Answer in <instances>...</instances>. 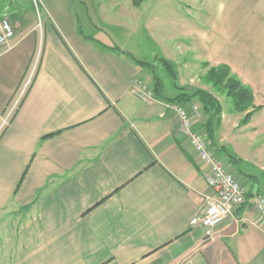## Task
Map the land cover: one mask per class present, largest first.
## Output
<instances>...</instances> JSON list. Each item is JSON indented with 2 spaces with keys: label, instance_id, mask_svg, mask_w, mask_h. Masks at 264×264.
Here are the masks:
<instances>
[{
  "label": "crops",
  "instance_id": "0c3cea01",
  "mask_svg": "<svg viewBox=\"0 0 264 264\" xmlns=\"http://www.w3.org/2000/svg\"><path fill=\"white\" fill-rule=\"evenodd\" d=\"M210 1L219 10H241L242 25L257 44L216 55L213 31L208 59L192 50L195 63L204 73L228 66L260 107L241 125L245 114L226 109L208 86L224 107L216 139L235 151L233 138L242 150L251 148L264 172V0ZM16 9L4 15L14 31L22 15ZM38 10L42 21L35 24L30 14L27 30L0 52V74L6 75L0 79V122L29 82L0 135V264H264V224L255 210L256 195L264 196L259 178L229 167L246 189V205L210 235L191 227L209 188L198 155L178 139L168 107L173 102L167 101L177 95L151 102L133 96L135 79L152 87L151 68L137 65L127 49L114 45L128 54L111 51L106 48L114 46L104 48L80 32L73 0H41ZM39 24L45 44L35 54ZM21 45L23 54H11ZM190 48L181 46V56ZM182 58L189 73L193 63ZM203 122L195 123L196 132ZM50 134L56 135L43 139Z\"/></svg>",
  "mask_w": 264,
  "mask_h": 264
},
{
  "label": "rangeland",
  "instance_id": "374dc122",
  "mask_svg": "<svg viewBox=\"0 0 264 264\" xmlns=\"http://www.w3.org/2000/svg\"><path fill=\"white\" fill-rule=\"evenodd\" d=\"M73 1L80 28L84 35L91 37L101 46L119 45L134 54L137 59L156 64L158 68L151 71L159 76L163 82L164 88L161 98L173 97L178 95V92H182V90L175 89L174 84L184 87L185 91L189 93L196 89L206 90L209 86V91L218 95L224 107L226 109L231 108L230 100L226 96L217 93L211 85L206 83L205 76L208 71L204 73L201 64L196 65L195 57L197 54H192V50L199 52L202 57L201 61L205 62L208 59L207 54L210 53L209 35L213 31L217 36V48H212L213 53H216V55L240 54L244 45L249 48L255 47L257 44L255 33H251V30H248L249 27L246 28L242 25L243 12L241 10H219L220 5L210 0H202L201 6H199V0H149L145 1L139 8L133 6L132 0ZM18 5L21 7L22 12L20 17L21 26L15 28L14 41L27 30L29 25L26 23L29 18L32 19V14L35 24L40 23L43 19L34 0H18ZM210 5L216 7V10H209ZM213 25H216V29ZM38 29L39 44L35 54H41L45 44L43 28L40 27V24ZM33 38L31 37L29 41L32 42ZM25 45H21L11 54H23L22 49ZM184 45L191 47L188 49L191 50L190 55H187V49L183 52V56L186 55L187 62L189 61L194 65L190 66L189 73L184 72L182 67L184 59L181 56V46ZM2 51L4 49L0 48V52ZM165 55H167V58H165ZM158 57L165 58L174 65V70L179 75L177 80L172 79L161 67L160 60H157ZM35 67L36 64H33L25 82L30 79L29 76L32 78ZM5 77L6 75L0 74L1 80L5 81ZM6 82L9 83V81ZM24 89L25 85L21 87L13 104H15ZM194 103L199 104L197 101ZM217 136L219 137V133H217ZM229 141H232V139L229 138ZM233 143L236 151L228 142L225 145L239 159H242L241 165L236 163L235 167L237 168L235 170L241 168L246 173L256 175L260 180L261 187L264 189V172L257 170L256 159L252 151H249L252 149L248 150L247 146H244L246 144H244L245 148L242 150V146L235 142L234 138Z\"/></svg>",
  "mask_w": 264,
  "mask_h": 264
},
{
  "label": "built area",
  "instance_id": "2783aa9c",
  "mask_svg": "<svg viewBox=\"0 0 264 264\" xmlns=\"http://www.w3.org/2000/svg\"><path fill=\"white\" fill-rule=\"evenodd\" d=\"M36 6L39 0H34ZM15 31L8 19L0 20V48L10 50ZM29 82L24 91L10 108L8 114L0 122V135L8 127L10 119L20 103ZM131 93L142 102H151L155 99L152 87L142 79L132 82ZM168 107L174 112L178 124V139L196 153L202 166L205 167V179L209 192L204 195L205 208L199 216L190 221L193 228L201 227L210 235L211 231L218 227L236 209L247 203V192L243 183L233 175L223 159L216 156L206 141L205 137L194 130L197 121L204 119L202 108L197 103L182 105L169 103ZM255 210L259 220L264 224V196L256 195Z\"/></svg>",
  "mask_w": 264,
  "mask_h": 264
},
{
  "label": "trees",
  "instance_id": "16d2710c",
  "mask_svg": "<svg viewBox=\"0 0 264 264\" xmlns=\"http://www.w3.org/2000/svg\"><path fill=\"white\" fill-rule=\"evenodd\" d=\"M145 1L149 0H132V4L134 7L139 8ZM14 2L15 0H0V19L4 18V15H6V13L15 15L14 13L17 10L16 5L18 6V0L16 4ZM36 7H39V3ZM80 32H82L81 28ZM104 48H106V46H104ZM106 49H110L111 51L121 54H128L121 51L117 46ZM134 61L137 63V65L151 68V70H154V68H156L155 65L150 62L136 59H134ZM159 62L166 73L169 74L172 79L177 80L179 75L178 72L174 70V65L165 58H161ZM205 77L206 83L208 85H211L217 93L226 96L227 99L230 100L231 110L233 112L238 114H245L243 119L240 121L241 125H246L251 120L255 111L260 109L259 106L255 105V99L252 90L245 86L235 75H233L228 66L219 65L217 67H211L206 73ZM174 87L178 90H182V92L178 93V95L174 98H168L167 101L180 103L182 105H188L197 101L200 104L204 114V122L198 127L197 132L205 137L206 141L210 144L214 154L223 159L228 167L237 168L235 167V165L236 163L240 164L241 159H239L234 153H232L231 150L226 146H219L216 139V132L221 126L222 115L224 112L222 103L215 95H213L208 90L196 89L193 92L189 93L185 91L184 87H180L177 84H174ZM163 88L164 86L161 78L153 72L152 89L154 91L155 98L164 99L161 98ZM56 134H50L48 136H45L43 139L54 137ZM179 144L181 143L179 142ZM28 169L29 167H27V169L23 173L22 178L15 189L14 195H16L18 190L20 189L28 172ZM237 171H239V169H237Z\"/></svg>",
  "mask_w": 264,
  "mask_h": 264
}]
</instances>
